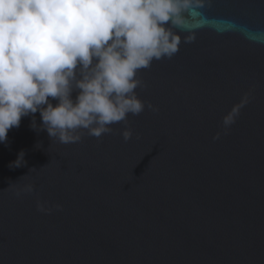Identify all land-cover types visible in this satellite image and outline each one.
<instances>
[{
  "label": "water",
  "instance_id": "obj_1",
  "mask_svg": "<svg viewBox=\"0 0 264 264\" xmlns=\"http://www.w3.org/2000/svg\"><path fill=\"white\" fill-rule=\"evenodd\" d=\"M178 31L110 133L8 131L0 264H264V0H204Z\"/></svg>",
  "mask_w": 264,
  "mask_h": 264
},
{
  "label": "clouds",
  "instance_id": "obj_2",
  "mask_svg": "<svg viewBox=\"0 0 264 264\" xmlns=\"http://www.w3.org/2000/svg\"><path fill=\"white\" fill-rule=\"evenodd\" d=\"M203 6L204 0H0V143L29 115L33 129L62 144L79 142L80 130L100 138L139 115L145 104L135 92L142 86L138 71L174 56L178 29ZM194 39L189 34L184 42ZM122 135L128 141L132 132ZM24 163L21 150L9 167Z\"/></svg>",
  "mask_w": 264,
  "mask_h": 264
}]
</instances>
